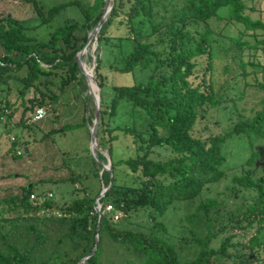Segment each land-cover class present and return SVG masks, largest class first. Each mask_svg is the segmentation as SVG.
Segmentation results:
<instances>
[{
  "label": "trees",
  "instance_id": "trees-1",
  "mask_svg": "<svg viewBox=\"0 0 264 264\" xmlns=\"http://www.w3.org/2000/svg\"><path fill=\"white\" fill-rule=\"evenodd\" d=\"M26 1L34 11V23L8 14L0 16V116L4 118L12 105L6 93L11 78L21 84L17 89L20 97L39 78L52 82L49 75H57V70H62L57 77L59 88L67 84L86 88L73 55L83 46L103 4V0H61L45 7L37 0ZM68 4L76 6L78 18L66 17L45 32L40 29L41 34L33 32ZM220 7L225 8L218 11ZM253 9L245 0H113L81 57L86 61L88 54L94 56L100 89L96 143L110 160L109 170L101 169L99 161L106 160L104 154L96 150L97 159L90 155L94 174L99 171L103 186L110 181L98 198L99 211L93 202L99 191L92 196L83 192L59 203L50 192L47 195L35 189L32 181L25 183L18 193L0 197V264H81L78 260L91 249L95 233L96 247L83 264H102L105 237L122 256L120 264H226L217 259L231 255L244 262L245 252L227 251L237 244L238 232L247 234L246 243H238L240 247L256 255V236L264 226V161L257 163L264 156L259 143L264 138V83L247 80L248 61L242 58V47L250 45L242 35L248 29H264V21L250 16ZM216 18L223 19L219 30L210 25ZM228 24L236 26L237 32L221 31ZM110 28L118 30L113 35L116 39L131 42L121 65L114 68L119 73L130 72L132 82L110 84V96L105 98L97 48L101 41L118 46L106 33ZM256 42L252 43L254 58ZM219 52L227 61L236 62L233 69L225 63L216 72L214 57ZM23 68V74L15 73ZM87 69L93 75L89 66ZM135 69L144 71L145 77L135 78ZM92 84L95 88V82ZM247 89L252 96L257 94L256 102L243 112L236 103ZM57 98L58 93L50 94L51 102ZM229 102L236 121L226 130L202 136L197 124L208 115V109H224ZM26 103L20 99L21 114L46 105L42 94L26 98ZM89 119L62 123L54 130L81 124L88 138L92 117ZM232 136L243 137L249 145L238 170L236 165L224 168L226 140ZM119 141L131 146L132 153L113 161L114 144ZM23 146L29 148L23 143L21 153ZM228 176L221 191L204 193L210 184ZM68 179L74 182L72 177ZM222 193L225 195L219 196ZM226 195L232 196L228 205ZM182 204L190 208L185 214L189 223L184 227L189 235L180 234L177 239L190 248L192 256L188 258L177 251V239L168 234L162 219ZM53 207L58 213L47 211ZM139 215L142 220L137 219ZM222 232L225 234L215 245Z\"/></svg>",
  "mask_w": 264,
  "mask_h": 264
},
{
  "label": "rangeland",
  "instance_id": "rangeland-1",
  "mask_svg": "<svg viewBox=\"0 0 264 264\" xmlns=\"http://www.w3.org/2000/svg\"><path fill=\"white\" fill-rule=\"evenodd\" d=\"M37 1L47 7V5L61 0ZM80 1L90 3L92 0ZM245 1L254 6V9L250 12V16L254 18L258 17L264 21V0ZM224 8L225 7H220L218 11ZM5 14L16 19H30L29 23H34V11L26 0H0V16ZM220 14L223 15V11L220 12ZM79 15L76 6L68 4L61 8L49 21L41 24L40 27H36L33 32H35V34L40 33V29H43L45 32L56 24L61 23L66 17L78 18ZM222 22V18H216L210 21V25L214 30H219V28L224 26ZM221 31L226 34H233L237 32V29L236 26L228 24L225 28L221 29ZM117 32L118 30L110 28L106 33L112 36L110 38L111 42L118 43V46L112 44L111 47L109 42L106 43L101 41L99 42V48H97L100 62L99 71L103 77L102 95L105 98L110 96V84L132 82V79L130 81L128 79L130 77V72L119 73L114 68L121 65V59L131 45V42L127 39H116L113 35ZM242 37L247 39L250 44L249 46L244 45L242 47V58L248 61L245 65V70L248 71L246 78L248 81L260 79L261 82L264 83V64H262L264 60V29L256 28L253 31L248 29ZM256 39L258 45L256 58H254L251 55L252 51L255 50L252 43ZM219 53L220 55L214 57L216 72H219L220 67L225 63L228 69H233L236 62L227 61V58L221 52ZM113 58H115V61H113ZM256 60L257 62H255ZM85 62L86 65L92 69L93 75H91V77L93 76L95 83L97 84L93 68L94 66H92L93 59L90 54L87 55L86 61L83 60V63ZM24 71L25 69L23 68L17 70L15 73L23 74ZM61 71L62 70H57V75H49L52 82H44L41 78L35 80L34 83L25 90L23 97H20L17 94V89L21 85L19 81L13 78L9 79L10 90L9 93H6L9 103H12V105L10 108H7L9 116L7 118H4V116L3 118L0 117V197L7 196L10 193H18L22 185L32 181L35 189H42L44 194L47 195H49L48 193L50 192L53 199L56 202L59 201V203H61L65 200L69 201L75 196H80L83 192L87 195H95L104 185L98 175L99 171H97V175L94 174L95 169L90 158V155L92 154L89 149V137L87 138L85 127L78 124L63 131L54 130L62 123L80 121L85 117H88L89 119L93 113L92 96L89 93L87 94V86L83 90L77 84L75 85V89L79 93L78 96L75 95L76 92L74 87L69 84L63 88L58 87L57 77L60 75ZM144 75V71L135 69V78H143L145 77ZM92 83L94 82L92 81ZM92 83L91 86L93 85ZM1 86L5 90V85ZM52 93H58V98L55 102L50 101V94ZM40 94L43 95V101L46 103V105L41 106L43 109L41 116L33 118V112L31 109H25L24 114H21L23 107L20 104V99L23 98L25 104H27L26 98L29 99L32 96L38 97ZM256 96L257 94L252 96L251 91L247 89L243 98L237 101L236 107L239 110L244 108L243 112H246L247 107L256 102ZM0 97H2L1 93ZM230 106L231 103L229 102L226 103L224 109L218 108L214 111L208 109V115L201 119L197 124V130H199V133L202 134V136H205L208 133L221 132L231 126L236 121V116L233 111L231 112L229 110ZM87 109L90 110V115L88 114ZM91 117L89 122L91 121ZM20 119H22V121H20ZM226 141L225 153L227 155V160L224 163V168L232 169L236 165V170H238L239 167L237 165L242 160L243 156L249 151V145L243 137L235 138L232 136ZM23 143L28 145V153H21V146ZM259 143L264 148V138L260 139ZM114 146H116V148L112 153L113 161L115 158L127 156L132 153L131 146H126L123 144V141H119L114 144ZM223 149L224 146L222 147V150ZM101 151L104 153L106 152L104 149H101ZM93 158L95 157L93 156ZM260 161H264V156L259 158L257 163ZM102 163L107 166L106 160H102ZM68 177H72L74 182L69 180ZM228 182L229 176L217 183L210 184L208 189H204V193L213 195L214 193L221 191L224 184ZM75 186H77V188L74 189ZM222 195L225 194L222 193L219 196ZM231 198V195L227 196L225 201L226 205L231 202ZM188 210H190L189 207H184L183 204L178 205L167 211L162 217L168 234L174 240H176L180 234H184L185 236L189 235L184 229L189 223L185 216ZM47 211L58 213V210L55 207L47 209ZM137 219L142 220V216L139 215V218ZM224 234L225 232H222V234L216 236V240L214 241L215 245L217 244V239ZM246 235L247 234L238 232L235 236L238 240L237 244H231L227 247V251L231 253L245 252L247 255L243 256L244 262H239L238 257L233 258V255L224 259L221 257L220 259H217V261L226 264H247L251 261L253 264H264V226L259 230L256 236L257 240H259V244L257 245V248H255V254L257 256L250 255L243 249L244 247H240V245L243 246L246 243ZM176 243L177 251L180 252L182 257L188 258L192 256L190 248L186 246L187 244L185 245L184 243L179 242L178 239ZM180 243L181 245H179ZM238 243H240V245ZM101 246L100 260L102 264H104V262L105 264H120L122 256L115 253L116 246L112 241L105 237ZM211 259L213 260V257Z\"/></svg>",
  "mask_w": 264,
  "mask_h": 264
},
{
  "label": "water",
  "instance_id": "water-1",
  "mask_svg": "<svg viewBox=\"0 0 264 264\" xmlns=\"http://www.w3.org/2000/svg\"><path fill=\"white\" fill-rule=\"evenodd\" d=\"M112 3H113V0H103L101 13H100L98 19L94 23V25L91 28V30L88 32V34L86 36V40H85L83 46L79 50H77L74 53V55H73V58L76 60L80 72L84 76V79H85V82H86V86H87V91L92 96V101H93V116H92L91 125L89 127V149H90L91 154L95 157V159H97L96 150L100 151L101 153L104 154V156L106 158L107 166H106V164L102 163L101 161H99V160L98 161L100 163V168L101 169H106V170H109V168H110L109 167V164H110L109 156H108V154L106 152L105 153L102 152L101 148L96 143V124H97V117H98L100 89H99V86L96 83H95V89L89 88V81H88L87 73H86V70L83 68V66L81 64L80 57H81L82 51L85 48V46L87 45L88 41L91 38L95 39L97 31H98V28L101 25L102 21L105 19L107 13L109 12V10H110V8L112 6ZM92 59H93L92 66H94V64H95L94 56L92 57ZM92 79L94 80L93 76H92ZM94 82H95V80H94ZM27 150H28L27 147L23 146V151L27 152ZM109 185H110V181H108L107 185L102 186L101 189L99 190L98 194L94 197L93 202H94V209H95L96 212L99 211L98 198L104 194V192L109 187ZM99 217H100V215L98 214L97 222H96V226H95L96 230L98 229ZM96 244H97V234L95 233L94 241H93V245H92L91 249L89 250L88 253H86L84 256H82L78 260L79 263L83 264L85 258L93 253V251H94V249L96 247Z\"/></svg>",
  "mask_w": 264,
  "mask_h": 264
},
{
  "label": "bare ground",
  "instance_id": "bare-ground-1",
  "mask_svg": "<svg viewBox=\"0 0 264 264\" xmlns=\"http://www.w3.org/2000/svg\"><path fill=\"white\" fill-rule=\"evenodd\" d=\"M93 39H94V38H91V39L88 41L87 45L85 46V48H84L83 51H82V54H84V52L88 50V47H89V45H90V43L92 42ZM82 54H81V57H82ZM81 57H80V61L82 60ZM81 64H82L83 68L86 70L87 77H88V81H89V88L95 89V88H93V87L91 86V83H92V81L94 82V80L92 79V77L90 78L91 75H89V72H88V69H87L88 66L86 65V62L83 63V60H82Z\"/></svg>",
  "mask_w": 264,
  "mask_h": 264
},
{
  "label": "built area",
  "instance_id": "built-area-1",
  "mask_svg": "<svg viewBox=\"0 0 264 264\" xmlns=\"http://www.w3.org/2000/svg\"><path fill=\"white\" fill-rule=\"evenodd\" d=\"M43 113V109L41 107H37L34 112H33V118H38L39 116H41V114ZM1 118H3V115L0 116ZM12 138V137H11ZM19 151V150H18ZM17 151V152H18ZM49 194V193H48ZM34 195L32 193L29 194V198L33 199ZM53 212V211H52Z\"/></svg>",
  "mask_w": 264,
  "mask_h": 264
}]
</instances>
